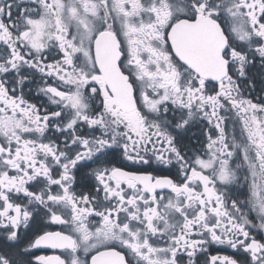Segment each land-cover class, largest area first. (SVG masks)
Instances as JSON below:
<instances>
[{
    "label": "snow or ice",
    "instance_id": "obj_1",
    "mask_svg": "<svg viewBox=\"0 0 264 264\" xmlns=\"http://www.w3.org/2000/svg\"><path fill=\"white\" fill-rule=\"evenodd\" d=\"M0 264H264V0H0Z\"/></svg>",
    "mask_w": 264,
    "mask_h": 264
}]
</instances>
